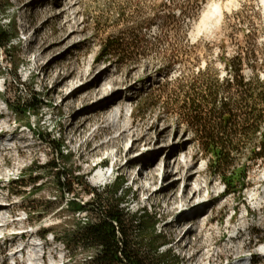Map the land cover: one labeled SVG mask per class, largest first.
Returning <instances> with one entry per match:
<instances>
[{
	"label": "rangeland",
	"instance_id": "1",
	"mask_svg": "<svg viewBox=\"0 0 264 264\" xmlns=\"http://www.w3.org/2000/svg\"><path fill=\"white\" fill-rule=\"evenodd\" d=\"M35 1L0 0V24L10 30L18 29L11 47L0 49V208H4L0 209V264H34L37 259L43 260V246L48 241L51 248L58 249V258L53 259L47 249L45 264H55L61 256L66 257L65 264H86L89 259L91 252L70 242L69 233L90 215L75 211L76 207L67 201L74 194L77 200L92 201L94 195L80 188L74 194H65L57 188L56 178L48 169H38L57 158L62 169L79 170L77 174L88 176L90 185L100 192L117 175L125 177L127 187L131 188L129 211L149 212L159 221L156 232L169 242L167 248L181 264H194L191 252L181 247L190 238H196V234L189 232L192 222L185 219L181 227L173 225L185 204L181 199L176 204L169 203L159 190L162 185L167 187L179 181V195L183 193L186 185L178 180L176 159H190V152L198 159L196 170H204L203 191L194 196L185 214L189 217L194 212V203L201 201L203 208L207 203L201 222L206 234L214 230L217 235L211 247L212 258L223 253L219 264H264V240H259L264 239V208L260 210L264 207V160L251 161L252 146H243L236 168H231L233 172L216 173L210 159L213 156L208 154L177 102L182 99L178 96L181 88L207 64L218 69L221 76L231 78L233 72L225 68L224 60L234 56L240 45L245 51L254 49L256 53L244 66V75L250 77L254 70L264 79V0H74L77 4L70 10L71 0H41L31 5ZM216 5L223 8L221 17L212 14ZM23 7L25 15L21 13ZM70 18L79 30H73L72 25L61 29ZM109 36L123 40L127 55L102 56L103 43ZM30 58L34 59L30 62ZM42 63H46L47 73L35 68ZM93 63L96 68L90 79H82L81 72L89 71ZM17 64L20 65L15 70ZM102 72L98 84L91 86L95 97L89 101L74 97L65 101L71 92L62 93L66 84L69 88L82 87ZM67 73L70 74L66 76ZM113 75L127 76V80L116 83L111 79ZM102 83L110 92L118 90L119 99L125 100L126 105L121 113L120 105H115L111 131L103 130L89 145L92 131L108 126V122L94 116L95 103L102 96ZM30 86L39 92L44 105L37 113L20 110L16 114L6 101L13 103L19 96L26 97ZM89 117L92 118L87 120L86 127H81ZM131 121L155 138L150 143L144 137L121 138L120 152L118 145L110 141L97 154L90 153L96 144L117 135L115 129ZM166 127V139L157 140ZM257 138L258 144L264 140L260 134ZM173 144L177 148L166 163L161 148ZM59 145L64 156L55 149ZM110 152L117 153L116 163L108 160ZM120 153L124 156L118 159ZM132 156L143 158L149 165L143 174H139L143 169L141 163L128 164ZM156 162L161 167L153 172V179L149 167ZM122 165L126 168L122 169ZM100 171L106 174L105 180L95 184L93 179ZM38 176L42 177L40 183L27 189L13 183L30 182ZM142 184L153 188L146 190ZM195 186L191 180L188 195H194ZM258 189L262 196L252 202ZM155 192L159 194L153 197ZM62 201L59 208L47 212ZM50 226H54L53 233L44 241L36 237L39 230ZM17 231H23L25 238L21 239ZM239 231L243 236L231 239ZM181 239V244H177ZM24 243L26 248L30 246L27 252L20 250ZM232 246L236 252L228 251ZM240 255L244 256L239 258Z\"/></svg>",
	"mask_w": 264,
	"mask_h": 264
},
{
	"label": "trees",
	"instance_id": "2",
	"mask_svg": "<svg viewBox=\"0 0 264 264\" xmlns=\"http://www.w3.org/2000/svg\"><path fill=\"white\" fill-rule=\"evenodd\" d=\"M17 34V28L10 30L0 24V49L8 50ZM124 46L123 40L109 36L103 43L102 56L127 55ZM255 55L254 49L245 51L240 45L234 56L224 60L225 68L233 72L231 78L221 76L218 69L207 64L178 95L182 99L177 102L187 115V121L195 127L202 145L214 158L210 159L215 163L216 173L233 172L243 146H252L251 161L264 160V140L257 142L258 134L264 139V79L254 70L252 76L244 75V66ZM6 103L16 114L20 110L37 113L44 105L33 86L29 87L26 97L19 96L13 103ZM55 149L58 155H65L61 145ZM38 169H48L56 178L57 188L65 194H74L80 188L94 195L92 201L77 200L75 194L67 201L76 207L75 211L90 215L69 233L70 242L91 252L86 264H181L167 248L169 242L156 232L159 221L147 211L142 214L129 211L131 188L127 187L125 177L117 175L105 186L104 192H100L90 185L88 176L77 174L79 170L62 169L59 158ZM41 179L38 176L30 182L13 183L27 189L38 185ZM62 203L64 201L48 208L47 212ZM53 227L43 228L40 233L46 237L53 233Z\"/></svg>",
	"mask_w": 264,
	"mask_h": 264
},
{
	"label": "bare ground",
	"instance_id": "3",
	"mask_svg": "<svg viewBox=\"0 0 264 264\" xmlns=\"http://www.w3.org/2000/svg\"><path fill=\"white\" fill-rule=\"evenodd\" d=\"M41 0H37L35 2H32L31 5L35 4L36 2L39 3ZM77 4V1L74 2V0H71V4L68 7V9H72L75 5ZM25 7L22 8L21 13L22 15H25L24 13ZM212 14L217 15L219 17H221L223 15V8L220 5H216L213 9H212ZM72 25L73 30H79V27L77 26V24H73V20L70 18L68 19L65 24L63 26H61V29L64 30L66 29L67 26ZM96 68V64L93 63L90 70L89 71H82L81 72V77L82 79H87L89 80L90 77L92 76V74L94 73V70ZM70 73H67L66 76H68ZM106 74V73H105ZM103 75V72L100 73V75H98L91 83H85L84 86L80 87V86H74L71 88H69V86H67V84L65 85L66 90L68 91L67 93H69L68 99H66L65 101H69L71 98H82L83 101H89L91 100L93 97H95V92L94 89L91 86H96L98 84L99 79L101 78V76ZM109 76V75H108ZM46 77V76H45ZM112 81L116 82V83H124L127 80V76L124 77H120V76H116L114 77V75L111 77ZM76 87V88H75ZM89 88L84 90V88ZM71 89V90H70ZM109 87L106 85V83H102V90H101V98H97L98 100L95 103L96 106V114L94 116H99L100 117V121L102 120L103 122H108V126L103 129L101 127L95 129L92 131L91 135H90V139H88L87 144H91L93 141H95L99 136H101L102 131H111V116L113 114L114 111V107L115 105L119 104L120 105V109L119 112H123L125 109V100H121L120 98V92L117 90H112L111 92L109 91ZM70 90V91H69ZM84 90V91H83ZM66 93V94H67ZM64 101V102H65ZM103 108H105L104 113H102L101 110H103ZM103 115V116H102ZM92 117H89L87 119H84L83 124L81 125V127H86L85 124L87 122V120H89ZM121 123V120L119 121ZM152 126V125H151ZM151 126L149 127V129L151 128ZM118 130V134L114 135L109 141H103L102 143L96 144L90 151V153H98L101 149V147H103L105 144H107L108 142L112 141V144L114 145H118V149L120 152L121 146H119V139H127L128 137L131 138H135V140H139L140 138L144 137L145 140L147 141V143H150L155 137L153 135H151L149 132L144 133L142 132L135 124L134 121H131L129 124L125 125V126H120V128L115 129ZM168 127L164 128L163 131L160 132V135H158L156 137L157 140H164L167 137V133H168ZM134 146H137L136 143ZM129 148V144L126 145V149ZM177 146L175 144H173L172 146L169 147H163L161 148L162 152H164V154H166V157L163 159L164 162L167 163V161L170 159L169 157L171 156V154L176 150ZM121 154V153H120ZM177 154V153H176ZM129 155V154H127ZM191 158L187 159H181L180 157L176 159V170L177 172L180 174V177L178 180H181L183 183H185L186 187L183 191V193L181 195H179L178 192V184L179 181H174L173 183H171L169 186H164L162 185L160 187V192L164 193L166 195V200L169 203L172 204H176L180 199L181 202H184V206L182 211L180 212V215L178 218H176L175 220H173V225L177 226L178 228L181 227L182 223L186 220L191 221L192 222V226L190 228L189 232H193L194 234H196V238L195 239H189L187 243L185 244H181L182 239L184 238V236L182 237V239L177 243V244H181V247L185 250H188L191 252V256H190V260L194 262V264H219L221 258L223 257V253H220L218 255V258H212L211 255V247L214 244L215 240L217 239V235L215 234L214 230L211 231V234H206L205 233V228H204V224L201 222V214L204 208H207V203L205 205V207H201L202 203L201 201L199 203H194V212H192L191 215H189V217L187 216V214H185V211L188 210V208H190L191 206V202L194 198L195 195H198L199 193H201L203 191V186L201 184V179L204 173V170L201 168H198L196 170L197 164H198V159L196 158V154L190 152ZM124 155H118V159L120 157H123ZM134 156H132V159L129 161L128 164H132L134 165L135 163H141L143 165V169L139 172V174H143L142 172L145 170L146 166H149L145 161H142L143 158L141 157H137V158H133ZM117 161V160H116ZM114 163H116L114 161ZM159 166L161 167L160 162H156L155 165H150V169H151V173H152V178L155 179L153 172L155 170L159 169ZM126 168V165H122V169ZM170 170H167V173H169ZM106 174L102 171H100L96 177H94L93 182L95 184L101 183L105 180ZM139 177L138 175L134 176V179L137 180ZM191 180H193L196 183V186L194 187V195L190 196L188 195V190L190 189V182ZM153 186V185H152ZM151 186V188H153ZM144 187V186H143ZM170 188V189H169ZM210 189V187H209ZM159 194V192H155L152 196H157ZM222 195V194H221ZM220 195V196H221ZM262 196V193H260L259 189L255 191V193L252 195L251 201L254 202L256 200L259 199V197ZM151 198V197H150ZM264 207H260V210H262ZM2 210H4V208H0ZM175 207L173 208V211H175ZM6 212V211H4ZM9 217V215H8ZM8 222V221H7ZM7 226H9V223L7 224ZM23 232V231H22ZM21 233V232H19ZM21 239L25 238L24 233L19 234ZM243 236L242 232H238L237 235H232L231 239H240ZM15 241L18 240V238L16 237L14 239ZM52 243L51 242H45L43 249L45 250V257H43L42 259H37L36 263L34 264H45L46 261V255L48 253L47 249L49 250V253L51 255V257L53 259H57L58 258V252H57V248H51ZM246 245H243V248H245ZM228 251L230 252H236L237 249L234 248L233 246L231 248L228 249ZM18 252H16L15 254H17ZM32 254V253H31ZM30 254V256H31ZM264 254V253H263ZM244 255H240L238 256L239 258H242ZM66 257L61 256V259L57 260V263L55 264H65L67 263V261L65 260ZM207 261H210L209 263ZM230 264H233V261L230 262Z\"/></svg>",
	"mask_w": 264,
	"mask_h": 264
}]
</instances>
